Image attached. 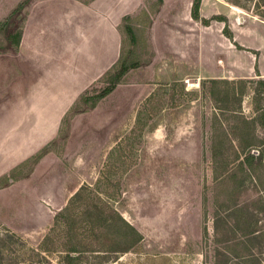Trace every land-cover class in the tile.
<instances>
[{
    "label": "rangeland",
    "instance_id": "374dc122",
    "mask_svg": "<svg viewBox=\"0 0 264 264\" xmlns=\"http://www.w3.org/2000/svg\"><path fill=\"white\" fill-rule=\"evenodd\" d=\"M221 2L264 18V0ZM64 3L0 0V264H264L257 86L243 96L238 81H164L169 39L152 38L150 20L139 15L120 26L122 47L108 71L139 66L94 107L108 71L91 83L88 66L87 91L65 116L47 118L41 84L51 76L57 92L67 91L58 79L67 59ZM197 41L175 40L185 65L195 66ZM201 41L206 67L221 62L213 46L222 40ZM54 102L56 110L66 104ZM68 254L80 259L71 263Z\"/></svg>",
    "mask_w": 264,
    "mask_h": 264
},
{
    "label": "crops",
    "instance_id": "0c3cea01",
    "mask_svg": "<svg viewBox=\"0 0 264 264\" xmlns=\"http://www.w3.org/2000/svg\"><path fill=\"white\" fill-rule=\"evenodd\" d=\"M154 1L158 2L159 0H153L149 6L145 0H64L65 9H67L65 11L67 37L62 41L60 47L62 54L67 55V59L64 56L63 62L66 69L59 73L58 79L67 84V91L57 92L56 83L52 81L51 76L46 79V83L41 84L39 90L49 96L46 107L47 118L56 119L65 116L81 93L87 91L91 83L104 70L114 69V63L122 47L121 39L124 33L120 26L125 19L133 20L139 15L150 20L147 33L152 38L169 39L164 51L167 54L168 68L159 67L161 72L159 75L163 77L164 81H184L183 77L187 78L188 76H197L199 80H208L212 84H229L238 81L235 84L238 83L244 87L243 96L246 86L249 84L260 89L264 87L263 17L259 15L247 16L244 7L240 5L225 4L221 0H201L200 19L196 20L192 16L194 0H160L158 6ZM213 16H223L227 22L211 20L209 24H203L202 19H211ZM227 26L232 38L225 33ZM184 37L198 38L196 48L192 47L191 50L192 54L196 53V60L193 64L195 66H191V59L186 60L191 65L184 64V54L187 51L183 54V49H178L179 44L177 45L175 42V40ZM200 37L209 38V40L210 38L222 40L219 48L216 45L213 46V53L218 55L216 58L221 62H217L214 57L209 59L210 68L206 67L207 62L203 59V53L202 56L200 54V50L205 48L203 40L201 43L199 42ZM245 37L246 41H242V38ZM72 38L77 43L74 47L71 42ZM135 42L137 41L135 40ZM44 50L50 52L49 48ZM107 54H110L111 58L112 55L114 56L109 65V60L106 59ZM91 65H94L93 79L89 85H83L82 81L86 80L85 76L88 75V73L84 74V71H88V66L91 67ZM105 65L106 69H104ZM177 73L181 77H176ZM31 77L27 75L25 79L32 80ZM84 77L85 79H83ZM181 78L182 80H178ZM42 87L44 88L42 89ZM257 88L255 89L256 95L258 96L259 93L261 100H264V92H259ZM59 95L63 96L61 101L58 100ZM55 100L59 103L66 101L65 107L58 108V110L51 107ZM256 126L264 129V116L261 117V122L257 121ZM262 155L261 157H264V154ZM251 156L255 157V154H251Z\"/></svg>",
    "mask_w": 264,
    "mask_h": 264
},
{
    "label": "trees",
    "instance_id": "16d2710c",
    "mask_svg": "<svg viewBox=\"0 0 264 264\" xmlns=\"http://www.w3.org/2000/svg\"><path fill=\"white\" fill-rule=\"evenodd\" d=\"M200 4H201V0H194V2H193L192 16L196 20L200 19V14H199ZM215 19H219V20L226 21V18L223 17V16L222 17L216 16V17H213L212 19H202V21H203L204 24H209L211 20H215ZM124 28L126 29V32L131 37V41L132 42H135V37H134V33H133V30H132L131 26L130 25H127L125 23ZM225 33L227 34V36H229L230 38H232V34L229 32L228 26L225 28ZM138 66H139L138 63H133V64H130V65L123 63L121 65L119 71H117L115 73L109 72L108 73V77H110V78L107 77V81H106V82L109 81V85L101 93H98L95 96V98H93L94 102L92 103V106L94 107L97 104V102H99L101 99L105 98L107 95H109L111 92H113L114 89L116 88V86L120 83V80H121L122 76L130 68H136ZM83 101L87 102L88 101V98H84ZM139 238L136 239V241L139 240ZM134 243H136V242H132V244H134ZM71 251L72 252H77L76 248H72ZM67 257H68V259H69V261L71 263H74V262H76V261H78L80 259V257H78V256L77 257H73L71 254H68Z\"/></svg>",
    "mask_w": 264,
    "mask_h": 264
}]
</instances>
